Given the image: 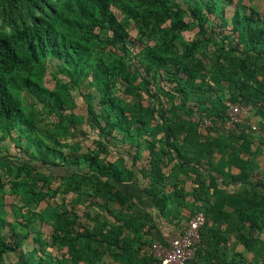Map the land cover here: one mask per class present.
Masks as SVG:
<instances>
[{"label": "trees", "instance_id": "trees-1", "mask_svg": "<svg viewBox=\"0 0 264 264\" xmlns=\"http://www.w3.org/2000/svg\"><path fill=\"white\" fill-rule=\"evenodd\" d=\"M112 5L121 9L123 20L113 12ZM229 6L234 7L232 15ZM138 7L142 10L120 4L119 0H0V163L15 170V177L20 180L16 185L39 197L43 195L40 183L45 181L52 184L61 181L55 193L63 186H70L75 176L91 181L89 191L83 190L79 196L86 209H90L86 211L89 221L93 220L95 208L102 205V197L112 196L123 206L133 204L143 210L128 219L116 215L120 224L116 228L103 226L99 232L90 229L89 223H81L79 216L62 217L51 234L59 242L54 253L50 250L52 245L41 240L43 233L37 228L41 215L35 210V200L29 199L25 210L15 208L14 222L0 215V264L11 253L18 257L20 264H93L79 251V240L89 239L93 244L107 242L124 251L127 246L139 243L137 250L140 251L148 236H152L151 230L159 228L156 217L171 223L173 208L161 154L172 155L181 165L196 166L199 161L176 144L180 129L173 122L161 115L160 125L147 128L146 120L123 105L113 88L118 81L127 94L137 89L157 101L159 95L154 94L152 85L157 82L158 71L162 81L169 76L170 82L177 83V90L183 95L181 107L192 115L194 108L188 104L186 84L192 83L191 91L196 95L204 93L205 89L196 86L194 90V78L188 66L177 64L169 55L179 36L175 30L199 28L200 37L187 44V58L214 36L223 48L236 54L232 66L244 73L255 59L264 60V20L255 8L235 4L233 0H140ZM67 13L75 14L84 31H90L80 35L60 30L59 24L67 21ZM184 15L189 16L188 22L183 19ZM168 20H172L173 25L162 28ZM133 21L141 36L156 34L161 29L167 38L163 42L165 50L162 45L157 47L162 54L147 47L134 52L133 47L142 44V38L133 39L129 34L127 27ZM96 28L99 32L94 31ZM104 33H112L107 41L117 49L118 58L112 60L106 54ZM234 34L237 38L231 42ZM132 49L133 60L138 64L130 68L126 59L132 58ZM115 60L117 66H112ZM47 65L55 66L57 72L69 79L70 84L62 85V91L42 85L40 79ZM74 85L83 89L80 95L86 103L88 122L97 134L94 139L97 153L68 149L69 146L61 142V136L39 131L34 116L24 105L23 94L29 95L65 123L64 130L69 132V126L77 129L79 120L70 112L74 98L69 89ZM235 90L232 102L252 105L264 117V83L258 88L239 81L235 83ZM220 103L217 112L210 115L214 122L225 119L226 103ZM161 129L164 134L159 137ZM231 133L241 139L244 151L252 150L254 138L246 125L238 124ZM159 142L164 143L165 149L158 152ZM11 147L17 150L14 157L4 154L5 149ZM145 152L147 161L143 157ZM239 152L234 151L232 156L231 165L237 172L231 173L230 184H242L244 189L221 194L214 200L201 198L206 200L203 211L207 222L201 230L196 256L189 264H251L245 258L237 259L236 253L230 258L219 254L221 244L229 240L233 231V220L237 222L235 227L246 250L254 252L260 244L264 190L252 192L248 186L264 188V182L257 181L250 170V161ZM111 153L128 163L118 166L102 156ZM43 171L53 172L55 179H47ZM207 173L208 186L218 189L215 172L207 170ZM200 184L203 187L205 179ZM222 225H226L225 230L221 229ZM147 264H160V261L150 257Z\"/></svg>", "mask_w": 264, "mask_h": 264}, {"label": "rangeland", "instance_id": "rangeland-1", "mask_svg": "<svg viewBox=\"0 0 264 264\" xmlns=\"http://www.w3.org/2000/svg\"><path fill=\"white\" fill-rule=\"evenodd\" d=\"M233 2L240 3L252 8H255L264 20V0H233ZM119 3L128 5L136 10H139L138 4L140 0H119ZM113 12L118 16L119 20L124 19V15L121 9L117 5L111 6ZM233 6H229V14L232 15ZM142 10V8L140 9ZM66 22L62 21L59 24V29L68 33H77L80 35H86L88 31H84L77 22L78 17L75 14H65ZM183 19L188 22L189 16L184 15ZM1 21V20H0ZM172 20L162 24L163 27L170 28L172 26ZM129 34L133 39L142 38V44L134 46V52H138L140 49L152 48L157 54H162V50L157 48L162 45L164 50L166 48L163 42L167 38L163 35L161 29H158L157 33L150 35H140V31L133 21L127 27ZM95 32H99L96 28ZM175 39V47H171L173 52L169 55L176 61V63L185 64L188 66V71L193 74V84L196 90V86L204 90L205 92L196 95L195 91H191L192 83L187 82L185 91L189 96L188 104L194 109L192 115L185 113V108L181 107L182 93L177 90V83L170 82L169 76L165 81L161 79V73L156 72L157 82L152 87L155 90L154 94L159 95V100L155 101L154 97L145 91L140 92L135 89L133 94H127L120 82H116L113 91L118 97L119 101L123 103L129 110L136 111L140 116L146 120L147 128H156L160 125L162 120L161 115L173 122L176 127L180 129V133L177 137V143L184 152H188L194 158H197L199 163L196 166L181 165L177 161V158H173L168 153L161 154L165 169L167 171L168 182L170 191L168 196L172 202V212L170 219L172 221L181 220L186 222L195 212L205 210L206 203L205 199H216L221 194H227L234 191L244 189L242 184H230V176L233 173V166L231 165L232 156L234 151L239 152L242 156L250 161V170L257 177V181L263 180L264 182V139L261 140L262 133H264V117L258 108H254L248 116V120L256 123L259 126V130L250 132L253 134L254 146L250 152L244 151L241 147V139L236 135H231L232 130L214 129L201 125L200 119L206 122L212 118L217 112V108L221 106L220 102L231 101L232 97H235V83L243 81L247 84L254 85L261 88L264 83V60L255 59L254 63L249 64V68L246 73L237 67H233V61L236 60V54L229 52L226 47H222L220 40L214 36L210 37L209 40L205 41V44L195 51L191 56L186 57L187 44L191 41L200 37L199 28L193 26L192 29L178 31ZM110 34L104 33L103 44L105 47L106 54L110 58L116 59L119 57L118 51L110 43L107 38ZM237 34L232 35L230 38L231 42L235 41ZM155 48V49H154ZM117 52V53H116ZM168 51H166L167 53ZM131 59H126L130 68L135 67L138 62L134 59L133 49L130 52ZM115 60L111 63L112 66H117ZM200 62V63H199ZM55 66H46L45 73L41 77L42 85L50 89L63 90L62 85L70 84L69 79L63 74L56 70ZM173 67V66H171ZM157 67H154L156 70ZM37 78V77H35ZM173 77L171 76V79ZM187 78V76H186ZM83 89L74 85L70 87L69 92L73 95V102L71 107V113L77 116L78 125L77 129L73 126H69V132L64 130L67 126L65 123H61L59 118L50 113L49 110L42 106V104L29 95L24 96V105L28 111L32 113L36 120V127L39 131H46L57 134L61 142L68 145V149H76L80 152L97 153L98 148L95 144L94 139L97 138V134L91 128L88 118L86 103L80 92ZM201 100V101H200ZM175 106V107H173ZM192 110V111H193ZM205 111V113H202ZM248 127V126H247ZM164 132L161 129L159 137L163 136ZM9 147V143L7 144ZM164 148V143L159 142L156 150L159 152ZM5 155L14 157L17 155V150L13 147L5 149ZM148 153H144V159ZM108 160L114 162L118 166L124 163H128L127 160H123L115 153L102 154ZM144 162V161H143ZM179 164V165H177ZM207 170H212L220 174L222 182L218 181V189L214 190L208 185ZM42 172L47 179H55L53 172ZM15 170L11 167H7L0 163V215L5 217L9 222H14L15 208L22 207L25 210L26 201L29 199L35 200V210L40 213L41 217L38 220L37 228L43 233L41 240L48 242L52 245L50 250L54 253L57 251L59 242L55 241L51 237L54 228L58 225L59 219L62 217L75 216L80 217V222L84 224H90V229L95 232H99L105 227L116 228L120 222L115 218L118 215L121 219H128L132 216L139 215L141 210L138 206L130 204L123 206L117 202L112 196L110 198L102 197V205L95 208V212L92 213L93 220L89 221V217L86 213L84 201L79 200V196L83 190L89 191L92 186V182L81 179L80 176H75L71 179L70 186H63L62 190L58 193L54 192L57 186L61 184V181L52 183H40L42 185L43 195L42 197L35 196L31 192L25 191L24 188L16 185L19 183V179L15 177ZM205 179V185L202 187L200 181ZM227 183L224 185L223 183ZM51 186L53 189H50ZM202 188L203 190H200ZM252 192L254 190L263 191L264 188L248 186ZM200 194L202 195L200 197ZM83 196V195H82ZM199 197V198H198ZM180 211H174V209ZM23 210V211H24ZM95 215V216H94ZM88 217V218H87ZM102 218L101 221H99ZM236 223L234 220L231 222L233 230L230 237L234 239L230 250L236 253L237 259H246L251 264H264V215L262 218V229L259 232L260 244L254 251L246 250L245 246L240 242V232L236 230ZM23 230V225L20 226ZM84 227H80L83 231ZM226 225L223 230H225ZM108 231H105V233ZM148 236V241L142 246V251H138L137 247L127 246L126 250L118 249L115 246H111L107 242L93 244L89 239L79 240V251L93 264H147L149 256H151V250L156 243L152 238ZM88 240V241H85ZM18 257L13 253L6 255L3 264H20L17 261Z\"/></svg>", "mask_w": 264, "mask_h": 264}, {"label": "built area", "instance_id": "built-area-1", "mask_svg": "<svg viewBox=\"0 0 264 264\" xmlns=\"http://www.w3.org/2000/svg\"><path fill=\"white\" fill-rule=\"evenodd\" d=\"M254 106L242 102H226L225 119L216 122L208 120L200 124L210 128L233 130L238 124L248 126L250 132L259 130V126L248 120ZM264 133H262V140ZM264 142V141H263ZM207 222V215L203 210L195 212L185 223L180 235L167 244L155 243L151 253L160 261V264H189L196 256L201 243V230Z\"/></svg>", "mask_w": 264, "mask_h": 264}, {"label": "crops", "instance_id": "crops-1", "mask_svg": "<svg viewBox=\"0 0 264 264\" xmlns=\"http://www.w3.org/2000/svg\"><path fill=\"white\" fill-rule=\"evenodd\" d=\"M261 140H262V137H261ZM253 146H254V140H253ZM145 160L146 161L148 160V154L146 155ZM177 165H179V164H177ZM163 169H164V172L166 174H168L166 169H165V166H164ZM235 172H237V170H235V168H234L233 173H235ZM215 175H216L217 180L219 181V183H221L223 179L220 176V174L215 172ZM167 191H170L169 184H167ZM153 213H155L154 210H153ZM156 219H157V222H159V228L158 229H152L151 230L152 236H150V237L155 238L153 240L154 242L156 241V243H163V244H167L170 240L178 237L180 235L181 231H182L183 226L187 222V221L186 222H182L181 220H175V221H170L172 223L171 224V223H169L168 221H166L163 218L156 217ZM224 226L225 225H222L221 229L224 228ZM233 240L234 239H232L230 237L227 242L221 244L220 251H219L220 255H224V256H227L228 258H230L235 253L234 251L230 250V248L232 246V243L234 242ZM136 245H137V243H136ZM133 247H135V246H133ZM142 249H141V251H142ZM150 257H152V258L154 257L152 255V253H151V256H149V258Z\"/></svg>", "mask_w": 264, "mask_h": 264}]
</instances>
